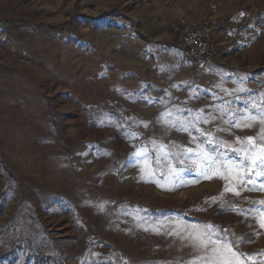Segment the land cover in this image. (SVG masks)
I'll use <instances>...</instances> for the list:
<instances>
[{
	"label": "rangeland",
	"instance_id": "obj_1",
	"mask_svg": "<svg viewBox=\"0 0 264 264\" xmlns=\"http://www.w3.org/2000/svg\"><path fill=\"white\" fill-rule=\"evenodd\" d=\"M178 15L209 21L216 58L186 57ZM242 79L264 93V0H0V254L21 242L0 264H33L36 252L52 264H186L192 248L153 231L177 220L215 225L245 264H264V217L237 214L264 208V191H248L235 169L202 177L192 160L173 164L187 169L185 186L162 190L141 171L152 161H130L141 146L153 157L161 143L173 154L197 147L156 122L160 101L206 113L240 105L243 93L217 85L232 91ZM258 131L217 135L240 147L236 137ZM155 176L172 188L171 177Z\"/></svg>",
	"mask_w": 264,
	"mask_h": 264
},
{
	"label": "snow or ice",
	"instance_id": "obj_2",
	"mask_svg": "<svg viewBox=\"0 0 264 264\" xmlns=\"http://www.w3.org/2000/svg\"><path fill=\"white\" fill-rule=\"evenodd\" d=\"M241 15L246 14L241 13ZM173 87L179 88L178 85H173ZM217 87L228 96L233 95V93H243V96H236V100L240 102V105H234L231 100L224 101L220 104L211 105L212 111L206 113L203 108L193 110L191 108H181L177 105L169 107L165 101H160V103L165 104V111L161 113L156 122L161 124L166 134L171 131L187 133L191 137L190 142H195L197 147L193 149L179 145L177 147L183 148V152L173 154L163 152V149L167 146L161 143L162 154H157L155 157L151 155L152 152L156 151L155 148L146 149L143 146L137 148V151L130 157V161L136 163L152 161L151 164L146 163L145 168L141 169L142 172L151 169L149 180L145 182H154L162 190H176L177 184L185 186L182 173L187 169L173 167V164L183 165L185 160H192L201 169L200 176L202 177H207L209 173H227L235 169L236 171L232 173V176L237 182L252 185L247 188L248 191H264V93L249 92L243 79L239 82V86L232 91L221 87V85H217ZM196 98L198 97L190 96V99ZM214 99L222 98L214 97ZM148 103L151 104L153 101L149 99ZM183 103L187 105L188 102ZM218 120L227 124L228 128L217 124L216 121ZM209 124L214 125V127H201ZM256 125H259L256 136L245 137L243 140L236 137V143L240 147H232L217 135V133L224 132L230 134L232 128L250 129ZM143 126L145 128L149 127L147 123H144ZM129 135L135 137L137 134L129 133ZM151 143L156 145L159 142L152 140ZM205 145L208 147H205ZM229 149L235 153V159L228 156L227 150ZM165 167L168 168L167 173L164 172ZM157 171L165 177V180L171 177V189L165 188L164 182L156 178L155 173ZM222 178L228 179L227 176ZM225 191H233V189L226 186ZM239 194V191L235 192V195L238 196ZM212 199L213 201L216 200L215 197ZM256 203L259 205L264 201ZM226 210H232V206H229ZM252 212H258L261 217H264V208L258 206L237 214L247 216ZM253 219H256V217H253ZM169 220L171 221V218ZM260 226L264 228V220H261ZM162 228L164 229L162 234L178 238L186 246L192 248L195 255L186 264H245V260L242 259L243 254L235 250L231 242L221 238L222 229L215 225L208 223L188 224L185 221L177 220L174 227L161 226L160 228H154L153 231L156 234H161ZM144 230L147 231L148 229L145 228ZM247 259H254V257H248ZM105 264H111V262H105Z\"/></svg>",
	"mask_w": 264,
	"mask_h": 264
},
{
	"label": "built area",
	"instance_id": "obj_3",
	"mask_svg": "<svg viewBox=\"0 0 264 264\" xmlns=\"http://www.w3.org/2000/svg\"><path fill=\"white\" fill-rule=\"evenodd\" d=\"M173 28L189 60H210L217 57L218 50L213 41V29L206 19L187 21L182 15H178Z\"/></svg>",
	"mask_w": 264,
	"mask_h": 264
},
{
	"label": "trees",
	"instance_id": "obj_4",
	"mask_svg": "<svg viewBox=\"0 0 264 264\" xmlns=\"http://www.w3.org/2000/svg\"><path fill=\"white\" fill-rule=\"evenodd\" d=\"M256 17L257 16H255V18ZM20 244H21L20 239L16 238L15 240H13L12 249L11 250L8 249L7 251L2 252L0 254V261H8V262L14 261L16 258L17 251L21 248ZM33 264H52V258L50 256L43 254L42 252H36L33 256Z\"/></svg>",
	"mask_w": 264,
	"mask_h": 264
},
{
	"label": "crops",
	"instance_id": "obj_5",
	"mask_svg": "<svg viewBox=\"0 0 264 264\" xmlns=\"http://www.w3.org/2000/svg\"><path fill=\"white\" fill-rule=\"evenodd\" d=\"M213 41H214V38H213ZM215 42V41H214Z\"/></svg>",
	"mask_w": 264,
	"mask_h": 264
}]
</instances>
